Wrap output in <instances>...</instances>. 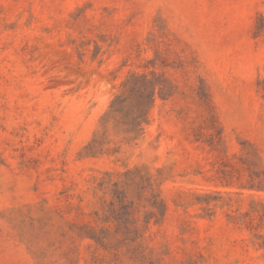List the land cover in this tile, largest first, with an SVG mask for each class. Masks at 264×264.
I'll return each instance as SVG.
<instances>
[{
    "label": "rangeland",
    "instance_id": "rangeland-1",
    "mask_svg": "<svg viewBox=\"0 0 264 264\" xmlns=\"http://www.w3.org/2000/svg\"><path fill=\"white\" fill-rule=\"evenodd\" d=\"M0 264H264V0H0Z\"/></svg>",
    "mask_w": 264,
    "mask_h": 264
}]
</instances>
